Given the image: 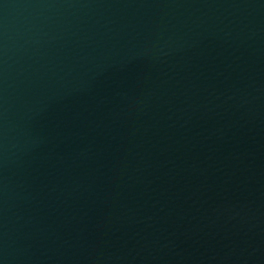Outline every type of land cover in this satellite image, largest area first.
Segmentation results:
<instances>
[{
    "label": "water",
    "instance_id": "95a60500",
    "mask_svg": "<svg viewBox=\"0 0 264 264\" xmlns=\"http://www.w3.org/2000/svg\"><path fill=\"white\" fill-rule=\"evenodd\" d=\"M0 264H264V0H0Z\"/></svg>",
    "mask_w": 264,
    "mask_h": 264
}]
</instances>
